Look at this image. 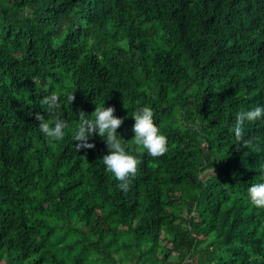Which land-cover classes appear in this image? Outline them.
Listing matches in <instances>:
<instances>
[{"label": "trees", "instance_id": "obj_1", "mask_svg": "<svg viewBox=\"0 0 264 264\" xmlns=\"http://www.w3.org/2000/svg\"><path fill=\"white\" fill-rule=\"evenodd\" d=\"M57 91L68 127L50 145L37 114ZM96 103L140 160L127 192L102 137L76 148ZM262 103L264 0H0V264H264L247 198L264 121L232 129ZM145 104L168 137L155 158L134 143Z\"/></svg>", "mask_w": 264, "mask_h": 264}, {"label": "clouds", "instance_id": "obj_2", "mask_svg": "<svg viewBox=\"0 0 264 264\" xmlns=\"http://www.w3.org/2000/svg\"><path fill=\"white\" fill-rule=\"evenodd\" d=\"M59 95L57 91L43 97L41 103L46 106L47 118L43 113L37 114L40 121L38 128L50 145L63 140L68 127L61 110ZM73 98L74 95H70L68 100L72 102ZM96 105L94 117L84 111L80 112L79 123L74 129L75 140L79 141L76 148H92L94 143L90 138L97 134L102 137L109 148L107 154L103 155L102 162L106 170L118 180V188L127 192L138 172L140 160L137 155L128 151V140L118 131L124 118L115 114L114 106H106V103ZM132 116L135 119L133 130L137 152H146L154 158L166 153L168 137L157 123L153 107L147 104L137 107ZM256 121H264V103L240 111L235 116L232 129L237 140L241 139L244 126ZM247 198L253 206L264 209V180L248 187Z\"/></svg>", "mask_w": 264, "mask_h": 264}, {"label": "rangeland", "instance_id": "obj_3", "mask_svg": "<svg viewBox=\"0 0 264 264\" xmlns=\"http://www.w3.org/2000/svg\"><path fill=\"white\" fill-rule=\"evenodd\" d=\"M175 258H176V255H175V254H172L171 257L168 259V261H169L170 263H171V262H172V263H175V261H176Z\"/></svg>", "mask_w": 264, "mask_h": 264}]
</instances>
